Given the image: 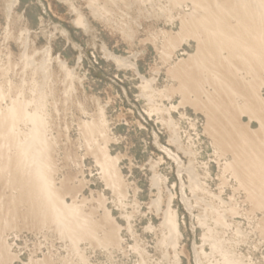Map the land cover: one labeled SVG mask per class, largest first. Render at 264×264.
<instances>
[{
    "label": "rangeland",
    "instance_id": "374dc122",
    "mask_svg": "<svg viewBox=\"0 0 264 264\" xmlns=\"http://www.w3.org/2000/svg\"><path fill=\"white\" fill-rule=\"evenodd\" d=\"M192 11L191 0H0L2 106L43 105L53 183L95 224L75 245L28 200L11 210L19 190L1 180L0 264H223L226 252L264 264V204L228 165L242 135L263 153L264 102L254 117L228 107L219 86H187L198 42L181 32ZM215 71L238 88L226 66ZM256 80L264 100V71Z\"/></svg>",
    "mask_w": 264,
    "mask_h": 264
},
{
    "label": "bare ground",
    "instance_id": "6f19581e",
    "mask_svg": "<svg viewBox=\"0 0 264 264\" xmlns=\"http://www.w3.org/2000/svg\"><path fill=\"white\" fill-rule=\"evenodd\" d=\"M191 1L196 11H192L189 15L190 18L186 19L187 21L184 25L182 24L181 33H184L183 37H194L197 39L198 53L192 57V64L195 68L187 73L191 80H187L189 82L187 86H194L196 92H202L205 84L219 86L226 94L225 96H227L228 107L232 105L235 110L241 112L240 114L251 112L250 115L259 117L256 109L261 107L260 105L264 100L259 97L257 84H260V81L257 82L256 79H260V72L264 71V0ZM79 21H81V18ZM233 59L240 61L242 65H246L249 71L254 73V79L247 80L243 75L236 74L237 72L234 70L231 71ZM221 65L226 66L229 72L233 74L232 76L239 80H237L238 88L232 84L233 82H230L231 80L225 77L224 73L222 75L224 76V81L220 79L215 68ZM239 98L243 99V102L239 103L240 101H237ZM255 98L260 101L259 106L257 105L258 107L253 106L252 101ZM4 100V93L0 90V181L4 180L13 188L19 190V194H13L12 196L11 210L15 209L18 202L22 203L28 200L31 207L29 209L34 215H37V220L40 224L56 225L75 245L85 237H94L95 224L91 218L84 216L79 206L68 205L53 183L52 160L49 157L50 141L46 136L48 123L43 105L41 103L32 104L28 101L23 104L17 98L9 104L7 103L4 108L2 106ZM208 100L209 103L212 102L211 97H208ZM215 100L216 106L214 107H217L221 113L224 105L221 104V100L220 103L215 102ZM223 101L225 102V99ZM33 105L35 109L31 110L32 108L30 109V107ZM223 115H226V113ZM23 124L25 127H29L26 132L21 127ZM232 126L234 127V125ZM243 136L239 137L242 140L241 144L244 151L238 153L235 149L237 160L233 158L234 164L229 161H227L229 164L226 163L232 170L235 166L242 167L244 173L240 169L234 168L233 171L237 174L235 178H240L241 182L245 181L246 185H249L251 189L253 188L251 194L259 200L260 206L264 204V151L262 153L258 150L260 148L259 146L258 148L256 147L253 137L254 141L252 142L254 144ZM233 143L235 144V142ZM228 165L226 166L228 167ZM105 166L106 170L110 171V163L105 162ZM112 178L116 181L114 177ZM250 198H252V195ZM251 201L255 203L253 199ZM260 207L264 208L263 205ZM1 210H3L2 207ZM217 217L218 221L225 218L222 214ZM166 223L170 231L175 233L177 224L174 214H167ZM216 247L221 249L222 244L217 242ZM231 255L228 252L225 253L227 258L223 264H238L237 260Z\"/></svg>",
    "mask_w": 264,
    "mask_h": 264
}]
</instances>
